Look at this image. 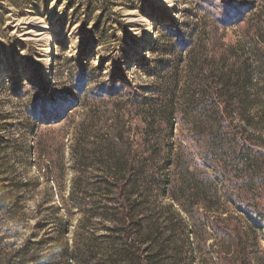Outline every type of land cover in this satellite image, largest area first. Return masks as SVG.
Returning a JSON list of instances; mask_svg holds the SVG:
<instances>
[{"label":"rangeland","instance_id":"obj_1","mask_svg":"<svg viewBox=\"0 0 264 264\" xmlns=\"http://www.w3.org/2000/svg\"><path fill=\"white\" fill-rule=\"evenodd\" d=\"M197 51L200 78L207 72L214 87V72L231 63L257 101L264 0H0V114L10 130L0 152V264H125L111 249L124 247L132 226L119 232L105 219L115 188L111 157L123 159L132 179L144 166V186L130 184L124 194H142L159 218V264H218L206 227L185 214L200 206L196 194L233 193L263 216L264 227L260 193L236 162L223 160L210 133L189 123L193 108L186 124L159 125L168 101L177 105L195 90ZM165 79L173 95L163 90ZM40 93L49 99L33 109ZM65 101L70 106L56 122L34 117ZM224 202L233 209V200ZM235 216L248 262L264 264L262 228L244 211Z\"/></svg>","mask_w":264,"mask_h":264},{"label":"trees","instance_id":"obj_2","mask_svg":"<svg viewBox=\"0 0 264 264\" xmlns=\"http://www.w3.org/2000/svg\"><path fill=\"white\" fill-rule=\"evenodd\" d=\"M223 24H225L224 21ZM201 55L203 54L197 51V55L193 54L192 56L194 59L197 58L193 61L195 63L191 64V68L197 70V75L194 76L195 90H192L188 97L181 95L180 102L177 105L175 103L171 105L169 99L168 104L164 106V114L159 115V125L166 124L172 128L174 124L182 126L186 124L184 115L189 114L188 110L193 108V113L196 116H189L191 118L189 123L193 127L211 134V141L220 145L223 160L228 158L236 162L244 174L247 184L260 193V196H256V202L259 199L264 201V79L262 80L263 85L260 93H258L259 99L257 101L254 100L255 98L251 99L247 94L248 92L245 93L249 78L244 76L243 73L237 75L232 64L229 63L214 72L216 73V80L213 87V81L211 82L205 75L207 72L204 73L202 78L199 77L198 63H200V60L198 57L201 58ZM159 67H163L166 71L168 66L161 65ZM153 68L155 69V67H152V72L155 71ZM165 81L163 90L166 91L167 95H173L172 87L167 84L166 79ZM18 84L19 79H13L11 87L14 92L20 91L21 86ZM213 88L216 89L215 94L213 92L209 93ZM182 91L184 93L187 89L182 88ZM47 98L49 99V96L42 93L38 94L31 107L33 108V105L36 104L33 108L36 109L37 104L39 105L38 102ZM207 98L209 99L206 100ZM69 99L67 98L66 101H69ZM66 101L64 104L63 102L57 104L59 106L57 111L53 110L51 104H48L34 117L42 123L56 122L57 117L65 116L66 109L70 106L69 102ZM251 103L257 104L258 108H251ZM242 110L244 112H241ZM34 117L27 118L28 125ZM7 118L8 116H5V114H0V152L1 149L6 148L9 141L8 133L10 130L9 123L6 122ZM34 124L35 122L31 127ZM26 134L25 131L23 135ZM256 139L258 140L256 141ZM0 159H2L1 156ZM108 163L109 168L114 170V172L109 173L108 177L115 184V188H112L110 193L111 198L109 204H107L110 206H105L107 210L105 219L113 224L114 230L119 232L122 227L128 231V228L132 226V233L126 237L124 247L116 244L118 246L114 245L111 251L117 257L123 256L125 264H159L160 254H158L159 242L157 239L162 237L160 236L162 229L159 218L146 208V202L142 194L139 196L134 193L124 194V188L130 184L141 183V187L144 186V166L139 167L141 171L135 179H132L130 176L131 171L127 169L123 159L111 157ZM213 179L212 173H208L205 177L208 183L212 182ZM232 194L221 196L216 190L196 194L200 206L196 209L186 208L185 214L190 222L197 224L195 226L204 225L206 227L209 237L213 239L210 246H213L218 264H224L225 262L227 264H251V261L248 262L246 258L248 241H245L240 228L241 220L235 216V213L237 214V210L244 211L246 217L251 220V222L247 221L251 225L262 228L264 232L263 216L259 215L258 212L251 213L246 204L240 199L233 198ZM228 195L229 199H226ZM184 196L186 197L187 194ZM82 199L81 193L75 192V190L71 192V200L78 207H82ZM177 200L179 199L177 198ZM226 200L234 201L233 209L227 206L224 202Z\"/></svg>","mask_w":264,"mask_h":264},{"label":"bare ground","instance_id":"obj_3","mask_svg":"<svg viewBox=\"0 0 264 264\" xmlns=\"http://www.w3.org/2000/svg\"><path fill=\"white\" fill-rule=\"evenodd\" d=\"M50 45H51V48H50V55H51L54 50V43H51ZM50 61H51V58H50Z\"/></svg>","mask_w":264,"mask_h":264}]
</instances>
